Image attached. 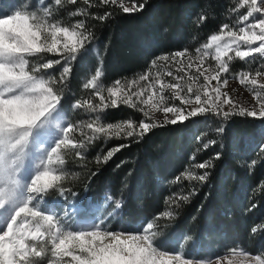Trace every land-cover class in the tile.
<instances>
[{
    "label": "snow or ice",
    "instance_id": "6c2138e0",
    "mask_svg": "<svg viewBox=\"0 0 264 264\" xmlns=\"http://www.w3.org/2000/svg\"><path fill=\"white\" fill-rule=\"evenodd\" d=\"M65 2L76 4L77 0H54L55 5L60 7ZM83 3L89 7L98 6L91 0H83ZM99 4H111L124 14H133L142 11L147 0H99ZM238 5L247 9L246 14L238 17V27L222 25L220 32L212 34L195 50L194 55L184 49L157 58L158 61L178 64H183L187 58V66L177 69L187 76L185 84L180 83L185 76H175L169 71L166 75L173 76L177 82H165L157 74L154 81H149L148 87L153 92L147 99H140L146 91L144 87L129 94L128 88L137 83L135 80L128 86L122 81H115L106 89L109 94L106 97L100 84L102 69L97 67L83 87L94 89L93 95L99 98V102L84 99L74 104L75 108H85L96 115L79 125L62 124L60 116L63 111V88L71 76L72 63L88 51L86 46L93 38L85 21L62 23L52 18L53 9L44 6L37 10L27 0H20L8 11L0 10V264H222L223 261L227 264H237V261L239 264H264V251L250 254L234 247L225 256L205 261L185 253L182 247L177 250L166 248L163 242L157 243L160 235L158 220L172 219L175 213L171 210L134 229H109L104 217L87 226L72 227L53 210L60 205V201L44 199L52 190L59 192L61 197L71 191L63 186L66 173L59 167L65 164L64 153L73 151L77 158L84 159L82 150L101 135L105 138L135 135L142 139L156 127L176 125L209 112L225 121L233 116L264 119V82L256 79L264 77V71L258 69L254 74L241 71L231 77L225 75L230 73L229 65L234 58L247 60L253 53L264 57V0H238ZM71 15L87 16L88 12L77 8ZM112 15L105 12L93 18L103 21ZM206 18L200 16L199 22ZM45 55L58 58L45 59ZM32 57L39 60L33 61ZM209 58L215 62L214 65L208 62ZM157 60L152 62L154 67ZM56 65L61 66L58 75L57 71H49ZM193 66L198 74L188 75L187 69ZM150 75L146 73L139 79L149 80ZM200 77H203V83H198ZM230 78L238 79L241 85L248 87L256 107L240 106L221 90L228 85ZM212 81H216L214 86ZM156 84L160 86L158 91ZM166 89L175 90L172 98L179 100L184 107L168 104V98L163 95ZM120 93L124 95L117 99ZM156 95H159V101L153 103V96ZM133 96L136 100L132 99ZM120 103L133 108L138 103L150 107L148 110L143 107L138 109L145 117L138 123L133 120L112 123L101 118L99 113L118 107ZM226 106L230 107L225 110ZM155 111L164 114L162 121L154 119L152 113ZM85 128L89 131L85 132ZM57 129L60 131L57 132ZM77 131L80 139L70 135ZM217 131L223 132L224 128L218 127ZM126 146L121 144L109 149L102 158H97V162L107 163ZM258 149L264 152V143L259 144ZM29 157L33 159L25 169V161ZM220 158L219 152L213 157L215 160ZM213 159L195 165L205 170L202 174L186 171L183 176L190 181L207 182V169L214 167ZM176 179L179 182L180 177ZM176 199L187 201L189 197L179 195ZM120 207L121 203L116 201L115 208ZM251 231L253 234L264 232V227L253 226Z\"/></svg>",
    "mask_w": 264,
    "mask_h": 264
},
{
    "label": "trees",
    "instance_id": "16d2710c",
    "mask_svg": "<svg viewBox=\"0 0 264 264\" xmlns=\"http://www.w3.org/2000/svg\"><path fill=\"white\" fill-rule=\"evenodd\" d=\"M91 2L98 6L89 7L77 0L74 7L87 10L85 25L100 56L97 61L89 60L88 65L82 58L72 63L61 101L63 111L72 109L75 120L82 119L81 110L73 108L82 92L86 93L82 79L88 66L102 68L104 83L127 81L162 55L184 49L194 54L212 34L220 32L222 25L233 26L246 13L238 0H147L144 9L133 14H124L111 4L101 5L99 0ZM105 12L113 15L103 21L93 18ZM202 15L207 18L201 23ZM87 93L92 91L87 89ZM135 113L121 105L100 116L116 123L131 119ZM221 126L224 131H217ZM261 143L264 119L233 116L225 121L209 112L176 125L156 127L142 139L135 135L113 139L103 150L102 144H96L84 159H75L78 179L63 186L71 189L66 195L81 207L101 203L105 214L112 213L108 215L109 229L138 228L171 210L175 213L172 219L158 220L157 243L163 242L167 248L183 240L185 249L200 259L222 256L234 247L260 254L264 251V232L253 234L251 229L264 227ZM121 144L127 146L107 163L97 162L98 157ZM217 152L221 158L215 160ZM209 159H213L214 167L207 169V182L185 179L186 171L202 174L205 170L195 165ZM179 195L189 199L178 200ZM116 201L121 203L119 209L115 208Z\"/></svg>",
    "mask_w": 264,
    "mask_h": 264
},
{
    "label": "rangeland",
    "instance_id": "374dc122",
    "mask_svg": "<svg viewBox=\"0 0 264 264\" xmlns=\"http://www.w3.org/2000/svg\"><path fill=\"white\" fill-rule=\"evenodd\" d=\"M19 2H20V0H0V10L8 11L14 5H17ZM27 2L30 6H32L33 8H35L37 10L42 9L44 6H48L49 8L53 9V17L52 18L57 19V20L61 21L62 23H65V24H72V23H75V21H77V20H84L85 21V15H78V16L71 15V13L77 9L74 7L75 4H70V3L65 2L64 5L62 7H60V6L55 5L54 0H27ZM246 13H247V9H246ZM254 15L258 16L259 14H254ZM238 26L239 25H237L235 23L233 26H229V27H238ZM86 47H87L88 51L82 53V55L78 57V58L83 59L82 62L84 65H88L89 60H95L96 59V61H97V59H99V56H100L99 51L96 49L95 45L90 43ZM252 47H255V45H252ZM232 55H234V54H232ZM55 58H58V57L45 55V59H55ZM30 59L33 61L39 60L38 57H32ZM177 59L179 60L180 58H177ZM208 62L213 64V65L215 64V62L212 61L211 58H209ZM195 63H197V62H193V64H195ZM187 64H188L187 58H185L183 60V64L173 63L172 61L165 62V61H158L157 60V65L155 67L151 63L149 65V67H147L143 71L132 75L129 80L122 81V82L125 86H128L129 82L134 81V80L137 81V83L131 84L130 88H128L129 94H131L132 92H137V91H139V89L141 87H144L146 89V91H145L144 95L142 97H140V99L141 100L147 99V97L152 95V92H153V89L148 87L149 81H154L155 78L157 77V74H160V79L164 80L165 82L176 83L177 81L173 78V76H168V75H166V73L171 71L175 76H185V73L183 71L178 72L177 69L181 68V67H186ZM262 64H264V57H261L260 54H258V53H253V56L249 57L247 60H240L239 58H234L230 62V65H229L230 73L225 74V75H228L231 77L233 74L239 73L241 71H250L254 74V72L258 69L261 71H264V68H261ZM60 67H61L60 65H56L54 69L49 70V71L50 72L51 71H57V75H58V69ZM96 68H97L96 66H93V67L88 66V69L85 70L86 74L82 79V87H83L85 81L94 74ZM99 68H101V67H99ZM187 72H188V75H192V76H195L198 74L196 72L195 66H193L191 69H187ZM146 73H151V75L149 76V80H140L139 78ZM102 76H103V74H102ZM102 76L100 77V84L105 89V91L103 92V95L107 97L109 94H108L106 89L109 86H112L115 81L110 82V83H108V82L104 83L101 81ZM256 79L260 82H264V77H257ZM186 81H187V76H185L184 81H180V83L185 84ZM198 83H203V77H200V80ZM215 84H216V81H212V85L214 86ZM159 87H160L159 84L155 85V88L157 91L159 90ZM85 90H86V93L84 94L82 92V94L80 96L81 97L80 100L90 99V100H92L93 103L99 102V98L93 95V92L95 91L94 89H88V90L92 91L91 94L87 93V89H85L83 87V91H85ZM221 90L223 92H227L236 101V103L240 106H243L245 108H252V107L257 106L256 101L253 98V94L250 91H248V87H246L245 85H241L239 83L238 79L230 78L228 85L226 87H223ZM173 91H175V90H168V89L164 90L163 95L168 98L167 103L168 104H175V105L180 106V107H184L183 105L180 104L179 100H175L172 98V92ZM123 95H124V93H120V96H118L116 98L120 99V97ZM132 99L136 100V97L133 96ZM158 101H159V95L153 96L152 102L155 103ZM121 105H124V108H128V109L134 110L136 112L132 116V118L129 120H133L134 122H137V123L139 121L145 119L143 113L141 111H139L138 109L143 107V108H145V110H148L150 107V105L146 106V105L139 104V103L137 104L136 108L130 107V106L123 104V103L119 104V106H121ZM118 107H110L108 109H115ZM188 107L190 108L191 106H188ZM228 107H230V106H226L225 110H227ZM73 109H80L81 110L82 119L79 120L78 118H76V120H75V118H72L71 114L73 113V110L69 109L67 111L61 112L60 122L62 124H77V125H79L81 123H87L90 119L93 118L94 115H96L95 113H92V112L86 110L85 108H75L74 107ZM100 114L101 113H99V115ZM152 114L154 116V119H156V120L162 121L164 118V114L162 112L155 111ZM169 115H171V114H169ZM101 118L103 119L102 116H101ZM103 120L108 122V120H106V119H103ZM75 121H77V122L75 123ZM56 131L59 132L60 130L57 129ZM84 131L88 132L89 130L85 128ZM70 135H73L76 139L81 138L79 135V131L70 133ZM121 138H124L123 134H121L120 138H116L115 136H113L112 138H105L103 135H101L98 139H96L94 141V143H92L90 146H88L85 150H82V151L84 152V155L86 156L88 151L90 150V148L94 147L96 144H102V150H103V148H105V145H107L111 140L121 139ZM76 158L77 157L75 156V153L73 151H67L64 153L65 164L62 166L58 165L59 167H62L66 173V177L62 182L63 185H69L70 186L79 177L78 174L75 172V169H77V167H79L76 163H74ZM32 159H33L32 157H29L28 159H26L25 169H27L29 161ZM77 159H79V158H77ZM50 197H52V198L56 197L52 200H59L60 201V205L58 207H55L53 210L58 215V217L62 221H64L66 224L71 225L72 227L87 226V225H90L93 221L99 222V218L104 217L106 226L108 228H110L109 216L103 212V206L101 203H92L91 202L90 205L85 207V208L84 207L82 208L80 206L81 212L78 214H75V212L74 213L71 212L72 210H70L68 208H70V204H72V203L78 204V203L74 199L70 200L68 198V196L66 195V193L64 194L63 197H61L59 192H57L55 190L49 191V193L44 198L45 201H50L49 200ZM41 206L43 207V203ZM49 206L51 207V205H49ZM183 244H184L183 240H176L173 243H171L170 245H171V248H176L177 250H179L182 247V249L185 253H188L192 257L197 258L194 254H192L188 250H186ZM164 246L166 248L168 247L167 244H164ZM245 252L250 253L248 251H245ZM228 253H226L222 256H225ZM250 254H252V253H250ZM219 257H221V256H219ZM217 258L218 257H209V258H203V260H205V261L209 260V259L216 260ZM198 259H200V258H198ZM222 264H227V261H223ZM237 264H239L238 261H237Z\"/></svg>",
    "mask_w": 264,
    "mask_h": 264
},
{
    "label": "bare ground",
    "instance_id": "6f19581e",
    "mask_svg": "<svg viewBox=\"0 0 264 264\" xmlns=\"http://www.w3.org/2000/svg\"><path fill=\"white\" fill-rule=\"evenodd\" d=\"M85 208V207H84ZM70 210H72L71 212H76V211H81L80 210V205H78V204H72L71 206H70Z\"/></svg>",
    "mask_w": 264,
    "mask_h": 264
}]
</instances>
